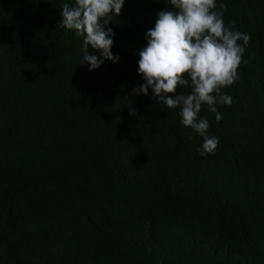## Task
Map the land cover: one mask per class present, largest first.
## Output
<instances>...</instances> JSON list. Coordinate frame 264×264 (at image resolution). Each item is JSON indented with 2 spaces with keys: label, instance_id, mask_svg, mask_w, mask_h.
Masks as SVG:
<instances>
[{
  "label": "trees",
  "instance_id": "trees-1",
  "mask_svg": "<svg viewBox=\"0 0 264 264\" xmlns=\"http://www.w3.org/2000/svg\"><path fill=\"white\" fill-rule=\"evenodd\" d=\"M65 3L73 5L0 0V87L43 83L23 109L39 130L13 146L18 177L4 183L3 196L20 201L28 240L20 252L0 242V264H264V212L236 245L201 225L196 216L222 167L196 157L195 142L151 89L132 94L138 65L126 63L144 48L143 20L119 34L110 76H94L81 64L83 37L59 26ZM250 31L246 71L264 88V34Z\"/></svg>",
  "mask_w": 264,
  "mask_h": 264
},
{
  "label": "clouds",
  "instance_id": "clouds-1",
  "mask_svg": "<svg viewBox=\"0 0 264 264\" xmlns=\"http://www.w3.org/2000/svg\"><path fill=\"white\" fill-rule=\"evenodd\" d=\"M129 1L72 0V6H62L59 26L83 37L81 64L87 63L91 74L110 76L120 62L119 34L143 20L137 47L144 48L136 47L126 63L138 65L132 94L147 96L151 89L152 99L172 112L195 142L196 157L219 162L221 183L196 218L236 245L238 232L257 227L264 212V88L246 71L254 59L248 58L254 45L250 26L264 34V0ZM42 86L26 92L22 83L0 87V242L17 252L28 238L20 201L3 196L9 189L4 183L18 177L13 146L39 130L23 109L40 97Z\"/></svg>",
  "mask_w": 264,
  "mask_h": 264
},
{
  "label": "bare ground",
  "instance_id": "bare-ground-1",
  "mask_svg": "<svg viewBox=\"0 0 264 264\" xmlns=\"http://www.w3.org/2000/svg\"><path fill=\"white\" fill-rule=\"evenodd\" d=\"M238 12H239V11H238ZM169 113H170V112H169ZM30 191H31V189H30ZM32 191H34V190H32ZM25 213H26V212H25ZM25 213H24V214H25ZM4 246H5V245H4ZM55 257H56V256H55ZM55 257H54V258H55ZM4 259H5V258H4Z\"/></svg>",
  "mask_w": 264,
  "mask_h": 264
}]
</instances>
